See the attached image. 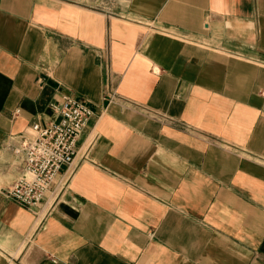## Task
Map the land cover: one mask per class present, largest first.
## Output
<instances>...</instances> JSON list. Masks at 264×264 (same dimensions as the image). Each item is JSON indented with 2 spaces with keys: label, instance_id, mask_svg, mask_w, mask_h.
<instances>
[{
  "label": "crops",
  "instance_id": "obj_1",
  "mask_svg": "<svg viewBox=\"0 0 264 264\" xmlns=\"http://www.w3.org/2000/svg\"><path fill=\"white\" fill-rule=\"evenodd\" d=\"M66 94L78 166L23 206ZM0 264H264V0H0Z\"/></svg>",
  "mask_w": 264,
  "mask_h": 264
},
{
  "label": "built area",
  "instance_id": "obj_2",
  "mask_svg": "<svg viewBox=\"0 0 264 264\" xmlns=\"http://www.w3.org/2000/svg\"><path fill=\"white\" fill-rule=\"evenodd\" d=\"M51 107L58 114L56 119L46 125L33 122L30 132L20 134L19 144L10 146L24 165L7 196L26 207L40 204L62 168V188L68 185L78 166L77 140L93 114L89 105L67 94ZM82 158H88V150Z\"/></svg>",
  "mask_w": 264,
  "mask_h": 264
}]
</instances>
